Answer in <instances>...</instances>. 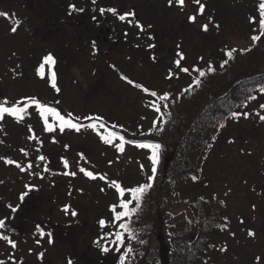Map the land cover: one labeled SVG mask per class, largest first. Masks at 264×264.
Returning a JSON list of instances; mask_svg holds the SVG:
<instances>
[{"label": "rangeland", "instance_id": "374dc122", "mask_svg": "<svg viewBox=\"0 0 264 264\" xmlns=\"http://www.w3.org/2000/svg\"><path fill=\"white\" fill-rule=\"evenodd\" d=\"M129 1L137 6L135 12L140 21L134 24L136 35L130 47L118 53L108 56L106 47L94 45L88 36L82 35L85 27H63L70 31L65 33L64 52L58 57L61 68L55 75L53 93L44 91L33 73L18 70L23 74L21 77L15 71L14 60L12 65L8 62L9 55L17 52V66L19 62L25 66V52L18 51L26 49V36L32 38L33 34L34 46L46 49L43 54L52 48L56 37L49 36L45 41L41 19L33 21L36 17L29 18L23 8L19 7L21 12L16 10L13 0H0V12L7 13L0 15V56L6 55L0 58V104L25 109L19 117H27L23 121L18 118L21 125L13 137L18 148L11 154L7 172L4 164H0V194L9 195L13 201L22 197L32 199L37 205L36 222L43 215L48 222L43 230L44 239L37 227H29L26 234L17 232L19 237L8 255L11 258L1 259L2 264L18 256L25 257L24 264H30L26 258L29 250L33 253L29 255L42 264H69V261L117 264L109 240L102 234L103 230L114 228L107 212L113 206L118 207L122 184L143 175L142 166L147 165L150 154L148 149L134 144L123 150L113 146L112 133L108 131L112 126L105 120L111 118L127 127L139 121L144 128L152 118L165 117L170 95L179 96L180 88H185L196 74L195 67L204 70L222 49L246 47L250 42L245 34L251 32L247 21L251 12L240 0H219L230 12L226 20H222V10L217 12L213 0H200L205 6L203 14L194 0H185L183 6L177 0L171 4L169 0ZM192 16L195 22L189 19ZM13 19L23 28L28 24V31L11 24ZM203 25L208 26L207 31ZM13 28H17L15 32ZM41 55L36 53L33 59ZM183 68L189 71L184 72ZM30 98L44 100L40 103L56 109L66 120L74 117L93 121L94 130L87 133H71L65 127L61 130L58 119L42 114ZM262 106L264 96L249 100L247 110L240 112L239 119L222 132L203 167L204 175L223 190L234 221V231L226 238L231 251L220 264H264V133L258 131L260 128L264 132ZM0 117L18 116L4 113ZM48 125L52 126L51 131ZM29 126L34 129L32 137L26 130ZM106 139L110 142H105ZM88 172L95 178L88 176ZM158 198L164 205L162 208L172 211L164 194L160 192ZM173 213L181 217L189 215L185 206L175 208ZM103 219L105 226L100 224ZM250 232L254 235H249ZM167 237L164 229L155 242L163 257L162 264H168ZM21 238L26 242L22 243ZM35 240L39 242L37 246L33 244ZM105 248L110 253L99 260L97 254L107 252Z\"/></svg>", "mask_w": 264, "mask_h": 264}, {"label": "trees", "instance_id": "16d2710c", "mask_svg": "<svg viewBox=\"0 0 264 264\" xmlns=\"http://www.w3.org/2000/svg\"><path fill=\"white\" fill-rule=\"evenodd\" d=\"M240 1L251 12L247 19L251 32L245 34L250 42L246 47L228 46L204 70L197 71L195 67L196 74L185 88H180L179 96L170 95L166 116L152 118L144 128L139 121L127 127L111 118L104 119L112 126L108 131L112 133L113 146L120 149L121 145L125 148L134 144L148 149L150 154L147 165L142 166L143 175L122 184L121 188L126 190L123 196L118 192L120 202L116 212L124 211L120 204L125 200L132 201L129 208L136 211L120 220L116 219L113 207L107 212L114 228L103 230L102 234L109 240L117 264H162L163 257L155 242L164 229L168 233V264H220L231 251L226 241L227 235L234 231L229 203L222 195L223 190L204 175L203 167L222 132L239 119L240 112L247 110L249 100L264 96V30L260 26L264 18L260 5L264 0ZM213 2L217 12L222 10V20L229 18L227 7L219 0ZM257 36L260 39L254 40ZM201 72L205 75H200ZM68 120L77 125V128L64 126L71 133L94 130L93 121L74 117ZM258 131L264 133L260 128ZM155 144L161 147L157 150L158 163L154 164L149 145ZM144 184L151 187L138 203L128 190ZM160 192L171 203L172 211L162 208ZM179 206H185L189 215L181 217L173 213ZM108 253L101 251L97 257L103 260ZM33 264L42 263L35 258Z\"/></svg>", "mask_w": 264, "mask_h": 264}, {"label": "flooded vegetation", "instance_id": "af4514ba", "mask_svg": "<svg viewBox=\"0 0 264 264\" xmlns=\"http://www.w3.org/2000/svg\"><path fill=\"white\" fill-rule=\"evenodd\" d=\"M12 3L14 7H16V10L20 11V8H23L26 14L29 15V18L35 16L36 20L33 21L38 22L41 19V24L44 25L42 28L45 29V33L42 35L45 41L49 39V36H54L56 38L52 40L53 49L51 48L43 54V50L46 49L42 46H34V39L36 38L33 34H31L33 39L26 36V49L21 52L18 51L21 54L25 52V56H23L25 66H23L22 62H19L20 66H17L16 59L19 56L17 52H14L15 54L12 53L14 55H9L10 62L8 63L12 65L14 60L16 67L15 71L22 70L26 73H33L40 84H43V90L53 93L55 92V87L51 86L53 85V81L49 82V75L54 72L55 75L58 76V73H60L59 68H61V64L58 57L64 52L63 41L66 35L65 33L66 31H70V28L65 29L63 28L64 26L85 27L82 31V35L88 36V39H90L94 45L100 43V45L106 47L107 55L110 56V54L120 52V49H127L130 47V42L133 36L135 37L136 35L134 24L140 21L139 15L135 12L137 6L132 5L129 0H19V2L13 0ZM34 5L36 8L33 7ZM73 6H75V8H73ZM110 9H115V13L109 11ZM34 10L36 12H34ZM120 16H125L126 18L121 20L119 18ZM11 21V24L16 23L18 29L21 28L20 30L24 31V29H26V32L28 31V24L26 28H23V25L19 24L18 21L14 19ZM4 22L7 21L5 20ZM73 35L76 37L75 34ZM36 53L42 55L34 60L33 57ZM49 54H51L55 60L54 65L45 62V57ZM5 56L6 55L3 57ZM3 57L0 56V58ZM42 65L43 75L41 74ZM20 72L21 71H18V74H21L20 76L22 77L23 74ZM57 81L59 83L58 79L56 82ZM1 83L2 82H0V84ZM23 99L22 101H24ZM38 101L41 102L44 100L38 99ZM18 118L22 120L27 117H0V164H4L3 169L6 172L9 168L8 163L12 161L13 158V155L11 156L12 152L14 149L18 148V146H14L16 142L13 141V137H16L18 133L17 128L21 125L17 123V121H19ZM38 120V118H35V121ZM27 129L29 131V136L32 137V131H34V129L30 128V126L27 127L26 130ZM22 135L24 136V133ZM17 200L18 201H13L9 195L0 194V221L3 222V227H0V237H6V239L0 238V261H3L1 259L10 260L11 256L8 255H11L13 245L19 237L17 236V232L26 234L29 227H34L33 229H36L38 225L44 230L45 226L48 225V222L44 219V215L40 221L36 222L39 220L36 211L37 205L32 199ZM44 237L45 234L42 235L43 239ZM9 241H11V243ZM21 242L25 243L26 241L21 238ZM28 242L29 241H27L26 244H29ZM33 244L37 246L39 242L35 240ZM42 247H44L43 244ZM29 254H33L32 250L26 253L27 260L31 261L30 264H32L35 258L33 255L31 256ZM24 262L25 257L18 256L17 258H13V261L10 263L7 262V264H24Z\"/></svg>", "mask_w": 264, "mask_h": 264}, {"label": "snow or ice", "instance_id": "6c2138e0", "mask_svg": "<svg viewBox=\"0 0 264 264\" xmlns=\"http://www.w3.org/2000/svg\"><path fill=\"white\" fill-rule=\"evenodd\" d=\"M184 2H185V0H177V3H179L181 6L184 5ZM194 2L200 5L199 11H200L201 14H203L204 7L205 6L200 3V0H194ZM169 3L171 4L172 3V0H169ZM73 8H75V6H73ZM260 9H261V16L264 17V3H261ZM109 11H112L113 13H115L116 10L115 9H110ZM0 15H7V13L0 12ZM129 15H134V14H129ZM119 18L121 20H124L126 17L125 16H120ZM189 19L192 20L193 22H195V19L196 18H195V16H192ZM260 26H261V29L264 30V18L261 19ZM207 28H208L207 25H203V30L204 31H207ZM12 31L15 32L16 31V28H13ZM253 39L254 40H259L260 37L259 36L253 37ZM228 56L231 57L232 56V53L231 52H228ZM181 59H183V56H181ZM45 62L48 63V64H51V65H54L55 64V60H54V58L52 57L51 54H49L47 57H45ZM176 64L179 66L180 65V61L177 60L176 61ZM212 70L214 71V69H212ZM182 71L188 72L189 69L188 68H183ZM197 71H199V70L197 69ZM41 74L43 75V65L41 66ZM200 75H205V73L201 72ZM55 78H56L55 77V73L53 72L52 73L53 87H56V85H55ZM199 83H200V81H197V84H199ZM137 87H140V85H137ZM58 90L59 89H57V91ZM144 90L145 91H148L147 89H144ZM151 94L153 96L157 95L155 92H152ZM252 98L254 99L255 97H252ZM30 99H32L33 103H35L41 109L42 114H44L45 116H47V115H53V116H55L60 121V123H61V130H63V127L64 126L71 127V128H77V125L75 123H72L71 121L66 120L65 117L62 116V115H60V113L56 109L50 108V107H48L46 105L41 104L38 100H35V98H30ZM262 107H264V106H262ZM24 111H25V109H22L20 107L7 108V107H4L2 104H0V116H2L4 113H9V114H12L14 116H18L19 117L21 115V113L24 112ZM157 111H159V108H157ZM233 115H237V114L236 113H233ZM262 119H264V117H262ZM48 130H50V131L52 130V126L51 125H48ZM120 139L122 140L123 137H120ZM105 142H110V140L106 139ZM143 146L144 145H142V147ZM149 147H151L153 149V155L151 157L153 163L154 164L155 163H158V152H157V150L161 146L159 144H155V145H149ZM121 150H123V146L122 145H121ZM41 159H44V158L41 157ZM9 163H12V161H9ZM65 164L67 166V162H65ZM82 171H83V169H82ZM153 172H155V168H153ZM71 174L72 175H75V173H71ZM87 175L90 176V177L95 178L93 176V173H91V172H88ZM152 179H154V177H149V180H152ZM150 187H151L150 184H144V185H142L140 187H137V188H134V189H130L128 191L131 192L133 199L136 200L139 203L140 200H141V198L143 197L144 193ZM119 191L121 193V196H123L124 195V192L126 190L124 188H119ZM22 199H23V197H22ZM131 202L132 201H130V200H125V201H123L120 204V207L122 209H124L123 212H116V207L113 206V209L112 210H113V212H116V219L117 220L123 219L124 217H129L131 214H133L136 211L135 208H131V209L129 208V205L131 204ZM64 211L67 212L68 211V208L66 207L64 209ZM71 214L73 216L76 215L75 212H72ZM100 224H101V226H105V221H103V220L100 221ZM0 227H3V222L2 221H0ZM121 227L125 228L126 231L128 230L127 227H126V225H121ZM37 228L40 231L41 235H44L45 234L43 232V229L40 228L39 225L37 226ZM48 235L50 236L51 234L48 233ZM117 235L119 237L120 234L118 233ZM249 235H254V233H251L250 232ZM0 238L6 239V237H0ZM9 242L11 243V241H9ZM13 246H15V245H13ZM104 251H108V249L105 248ZM0 264H2V262H0ZM69 264H72V262L69 261Z\"/></svg>", "mask_w": 264, "mask_h": 264}]
</instances>
